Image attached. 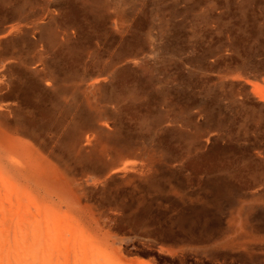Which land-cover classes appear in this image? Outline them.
<instances>
[{
	"label": "rangeland",
	"instance_id": "rangeland-1",
	"mask_svg": "<svg viewBox=\"0 0 264 264\" xmlns=\"http://www.w3.org/2000/svg\"><path fill=\"white\" fill-rule=\"evenodd\" d=\"M0 264H264V0H0Z\"/></svg>",
	"mask_w": 264,
	"mask_h": 264
},
{
	"label": "bare ground",
	"instance_id": "bare-ground-1",
	"mask_svg": "<svg viewBox=\"0 0 264 264\" xmlns=\"http://www.w3.org/2000/svg\"><path fill=\"white\" fill-rule=\"evenodd\" d=\"M89 135L87 136V142H89ZM9 163L8 166L15 170L22 178L32 177L33 175L39 173L40 167L36 160L32 159L29 149L23 142L20 144H11L9 146ZM1 159H4L1 157ZM7 161V160H5ZM135 168V162H127L122 167L123 170H130ZM137 168V166H136ZM135 168V170H137ZM27 180V179H26Z\"/></svg>",
	"mask_w": 264,
	"mask_h": 264
}]
</instances>
